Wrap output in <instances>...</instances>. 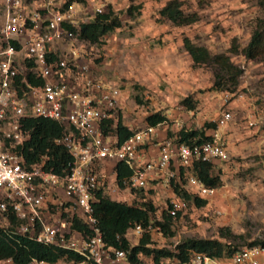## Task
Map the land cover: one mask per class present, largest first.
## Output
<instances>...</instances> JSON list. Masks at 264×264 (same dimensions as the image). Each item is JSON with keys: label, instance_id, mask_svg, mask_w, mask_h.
Segmentation results:
<instances>
[{"label": "rangeland", "instance_id": "rangeland-1", "mask_svg": "<svg viewBox=\"0 0 264 264\" xmlns=\"http://www.w3.org/2000/svg\"><path fill=\"white\" fill-rule=\"evenodd\" d=\"M66 1L24 0L31 10L49 4L55 12L68 13L75 26L92 21L108 8L120 18L121 27L98 43L74 38L58 45L62 57L74 53L77 63L88 67L90 77L119 88L120 108L114 124L120 119L135 132L147 125L148 116L160 114L165 120L157 127V139L175 143L181 129L201 130L205 124L215 125L223 112L231 114L226 126L205 129L210 137L218 133L226 148V157L212 162V174L220 179L212 195L197 197L178 174L173 183L180 184L192 199L184 200L174 194L172 185L154 180L146 190L136 192V200L128 197L130 190L117 187L110 165L103 173L108 186L105 195L128 205L150 202L155 221H161L170 201H181L171 236L152 228L150 246L154 249L172 251L189 239L217 240L226 249L237 250L264 241V61L248 60L242 54L264 16L261 1L179 0L184 15L195 18L179 26L159 14L170 0H74L63 10ZM138 5V12L129 17L126 10ZM184 38L212 57L226 56L242 70L237 85L224 77L220 88H215L216 65L194 67L183 47ZM185 99L192 109L183 103ZM194 198L204 200L205 205L198 206ZM127 238L131 245L139 241L131 232ZM140 258L141 264H151L149 258ZM57 264L76 263L60 260Z\"/></svg>", "mask_w": 264, "mask_h": 264}, {"label": "built area", "instance_id": "built-area-1", "mask_svg": "<svg viewBox=\"0 0 264 264\" xmlns=\"http://www.w3.org/2000/svg\"><path fill=\"white\" fill-rule=\"evenodd\" d=\"M0 6V229L8 228L13 216L18 222L16 232L38 243L71 251L86 263L128 264L125 251L106 247L93 216L94 193L108 187L101 167L125 164L131 174L123 189L130 190L128 197L136 200V192L146 190L150 181L171 186L181 172L195 195L203 199L214 189L194 177L193 166L224 159L225 144L218 133L193 146L160 141V124L146 125L120 144L117 138L104 136V123L119 112L120 91L107 81L90 77L88 67L78 64L74 53L62 57L58 45L75 38L65 28L66 24L76 27L71 16L55 12L49 4L31 10L24 0H0ZM29 77L40 84L34 85ZM30 119H47L63 127L56 144L72 157L66 176L25 163L18 148L29 139L23 121ZM230 119L231 114L223 112L216 128L226 126ZM182 207L179 199H173L167 213L176 217ZM74 219L90 232L74 231ZM151 230L136 225L130 232L140 239ZM0 264L17 263L7 260ZM26 264L46 263L31 260ZM159 264H264V246H249L219 257L191 252L185 262L174 255Z\"/></svg>", "mask_w": 264, "mask_h": 264}, {"label": "trees", "instance_id": "trees-1", "mask_svg": "<svg viewBox=\"0 0 264 264\" xmlns=\"http://www.w3.org/2000/svg\"><path fill=\"white\" fill-rule=\"evenodd\" d=\"M83 2V0H78ZM264 12V0H260ZM74 0H68L63 4V10L68 9ZM140 6H130L126 13L133 17L138 12ZM160 16L175 25H188L195 21V18L185 16L181 9L179 0H170L160 10ZM121 21L110 8L104 13H97L94 19L88 23H81L76 27L71 25L65 28L74 34V37L82 42L95 44L102 37L115 29L121 27ZM183 47L191 58L194 67L214 64L216 65V80L214 87L220 88V81L228 77L230 85L236 86L242 70L234 66L224 55L210 56L208 51L199 46H195L188 38L182 40ZM243 56L248 60L264 61V16L258 20L250 41L242 49ZM34 85H39L37 80L30 79ZM189 109L193 108L190 100L185 99ZM165 118L160 114H153L146 118L148 126L155 127L161 124ZM108 119L103 126L104 136L111 135L117 138L118 143H122L131 134L128 128L122 125L118 119ZM216 128L214 124H205L201 130H184L178 132L176 144L193 146L210 141L205 129ZM23 130L28 133L29 139L24 143L23 148H18L22 152L27 165H42L43 169L52 172L60 177H64L69 172L72 157L65 148L56 144L64 132L63 127L57 122L47 119H30L23 121ZM213 165L207 162H197L193 166L194 177L205 187L216 189L220 186V179L212 174ZM131 172L127 166L121 162L114 165L113 175L116 185L125 188L123 182L130 176ZM180 176L183 178L182 172ZM174 194L184 200L192 199V196L184 190L180 184L171 183ZM198 206L205 205V201L194 198ZM139 204L128 205L124 202L115 201L105 195L104 190L94 193L93 216L97 221V228L102 236L104 244L108 248L122 250L126 252L128 264H141L140 257L149 258L151 264H159L161 259L176 256L181 262H185L191 252L204 253L212 257H219L223 254H232L237 249H231L217 240L189 239L175 246L172 252L166 249H154L151 245L150 232H145L136 245H131L127 234L136 225L141 226L147 231L148 227L159 228L164 234L172 235L171 224L175 217L163 212L161 221L153 220L155 212L154 206L150 202L142 201ZM179 216L177 213L176 217ZM10 226L0 229V263L11 260L17 264H26L31 260L42 261L46 264H57L60 260H67L76 264L86 263L77 254L36 242L28 235H21L16 232L18 222L13 216L9 217ZM72 229L81 234H88L89 228L80 220L72 221ZM264 246V241L251 243L249 246Z\"/></svg>", "mask_w": 264, "mask_h": 264}, {"label": "crops", "instance_id": "crops-1", "mask_svg": "<svg viewBox=\"0 0 264 264\" xmlns=\"http://www.w3.org/2000/svg\"><path fill=\"white\" fill-rule=\"evenodd\" d=\"M109 165H110L111 168H108V169L111 170L112 180L114 181V180H115V177H114V175H113L114 164H111V163H106V164H104V165L101 167V171L104 173V168H106V167L109 166ZM112 200H114V199H112ZM116 201H120V200H116Z\"/></svg>", "mask_w": 264, "mask_h": 264}]
</instances>
